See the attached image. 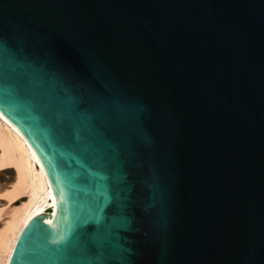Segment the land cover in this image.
Returning <instances> with one entry per match:
<instances>
[{
    "label": "water",
    "instance_id": "95a60500",
    "mask_svg": "<svg viewBox=\"0 0 264 264\" xmlns=\"http://www.w3.org/2000/svg\"><path fill=\"white\" fill-rule=\"evenodd\" d=\"M0 115L53 195L8 264H264V0H0Z\"/></svg>",
    "mask_w": 264,
    "mask_h": 264
},
{
    "label": "bare ground",
    "instance_id": "6f19581e",
    "mask_svg": "<svg viewBox=\"0 0 264 264\" xmlns=\"http://www.w3.org/2000/svg\"><path fill=\"white\" fill-rule=\"evenodd\" d=\"M0 264H8L16 241L36 210L53 198L41 165L23 137L0 115ZM6 207V208H3Z\"/></svg>",
    "mask_w": 264,
    "mask_h": 264
},
{
    "label": "rangeland",
    "instance_id": "374dc122",
    "mask_svg": "<svg viewBox=\"0 0 264 264\" xmlns=\"http://www.w3.org/2000/svg\"><path fill=\"white\" fill-rule=\"evenodd\" d=\"M14 176L13 171L12 170H8V171H3L0 173V185L5 184L8 179H12ZM4 201V199L0 198V202L2 203ZM2 209V206L0 207ZM3 208H6L3 206Z\"/></svg>",
    "mask_w": 264,
    "mask_h": 264
}]
</instances>
